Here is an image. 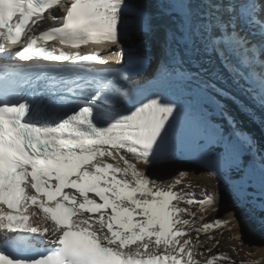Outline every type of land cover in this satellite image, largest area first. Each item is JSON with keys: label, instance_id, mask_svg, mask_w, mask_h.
<instances>
[{"label": "snow or ice", "instance_id": "6c2138e0", "mask_svg": "<svg viewBox=\"0 0 264 264\" xmlns=\"http://www.w3.org/2000/svg\"><path fill=\"white\" fill-rule=\"evenodd\" d=\"M171 2L193 51L197 44L213 52L235 46L244 51L242 64L255 60L250 42L230 20L207 21L200 40L193 41L191 0ZM126 10V0H0V264H236L225 253L196 259L200 235L231 224L215 220L194 227L192 206L203 220L214 194L204 191L196 199L173 190L185 173L165 186L138 167L165 154V137L179 112L159 95L129 99L117 81L139 75L142 61L128 57L134 71L127 74L99 70L96 64L106 61L96 54L44 46L56 40L69 49L120 44ZM244 11L264 41L255 0ZM114 55L125 59L122 47ZM44 62L67 75L42 76L38 92L19 96L15 75ZM82 72L93 75L88 79ZM259 85L264 107V72ZM238 139L249 148L254 144L249 134ZM250 203L264 212V200ZM219 243L202 245L199 254Z\"/></svg>", "mask_w": 264, "mask_h": 264}, {"label": "bare ground", "instance_id": "6f19581e", "mask_svg": "<svg viewBox=\"0 0 264 264\" xmlns=\"http://www.w3.org/2000/svg\"><path fill=\"white\" fill-rule=\"evenodd\" d=\"M256 1L259 11L255 15L264 18V0ZM126 3L128 10L122 31L130 34L138 31L143 39H159L153 47L156 74L169 78L179 74L184 82V79L193 80L215 93L219 107L217 114L204 113L206 119L199 124L196 135L178 134L177 129L167 133L162 158L149 166L138 167L145 168L152 180L165 186L177 180L180 173L203 183L216 197L215 204L207 212L222 211L226 220L231 221L230 227L248 243L247 249H253V256L249 258L245 255L246 249L233 250L237 247L234 240L216 236L209 241L208 235L213 237L209 231L200 235L196 245L197 260L203 262L211 255L225 253L236 264L241 261L264 264V212L250 203L258 205L264 200V181L258 183L256 178L246 175L252 163L264 174V161L261 159L264 157V107L258 98L259 74L264 72L260 66L264 59L260 54L263 41L244 11L248 0H191L190 23L192 39L198 42L207 21L230 20L231 27L247 38L255 53V60L247 65L241 63L244 51L235 46L216 52L211 49L204 51L199 44L193 51L191 42L186 46L184 34L187 28L177 14L178 6H174L171 0H126ZM138 9H143L144 15L138 14ZM252 30H255L254 34ZM113 47L102 44L100 48L109 50ZM248 55L251 56L252 52ZM240 133L249 134L254 144L249 148L241 143L239 151L233 152L231 140L234 135L238 138ZM173 190L176 191V186ZM180 206L184 207L182 203ZM192 211L196 212L195 227L201 222L200 212L196 205ZM190 235L195 241L194 228ZM215 240H219L218 246L210 253L199 254L202 245L211 246Z\"/></svg>", "mask_w": 264, "mask_h": 264}, {"label": "rangeland", "instance_id": "374dc122", "mask_svg": "<svg viewBox=\"0 0 264 264\" xmlns=\"http://www.w3.org/2000/svg\"><path fill=\"white\" fill-rule=\"evenodd\" d=\"M178 179H181V177L179 176ZM176 191L182 192L184 194H194L196 199H198V198L202 199L204 191H207L209 193V190H207L206 186L203 183L198 182L194 178H187L185 176L182 178V182L179 185H176ZM183 205H184V207H188V205H186V204H183ZM191 210H195V205L192 206ZM201 215L202 214L200 213V216ZM198 216H199V214H198ZM215 220H226V216L222 211H217V212L212 213V214L206 212L203 214V220H201V222L198 224V226L200 224H203V223H212ZM210 231H212L214 238H216V236H217V237H221V238L224 237L228 241L234 240L237 243V247L236 248L234 247L236 252L241 251V249H246V250H244L245 255L249 258L253 256V249H247L248 243L245 240H243V236L238 234L236 232V230L231 228L230 226L229 227H221L218 229L214 228Z\"/></svg>", "mask_w": 264, "mask_h": 264}, {"label": "water", "instance_id": "95a60500", "mask_svg": "<svg viewBox=\"0 0 264 264\" xmlns=\"http://www.w3.org/2000/svg\"><path fill=\"white\" fill-rule=\"evenodd\" d=\"M152 46L154 47V43H152ZM208 106L211 108V112H213L214 114L217 113L218 108H217V106L214 105V103L211 104L209 102ZM234 140L235 139L231 140V147H232V151L237 152V150H238L237 144H236L237 141L234 142ZM247 174L250 175L251 177L256 178L258 183H262L264 181V174L261 172L260 167L257 168L256 165L253 163L251 164L250 168L248 169Z\"/></svg>", "mask_w": 264, "mask_h": 264}]
</instances>
